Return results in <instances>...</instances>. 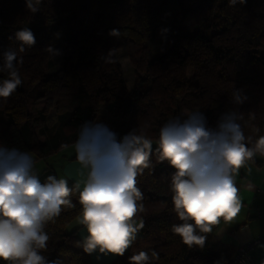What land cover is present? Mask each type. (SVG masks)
I'll use <instances>...</instances> for the list:
<instances>
[{"label":"trees","instance_id":"1","mask_svg":"<svg viewBox=\"0 0 264 264\" xmlns=\"http://www.w3.org/2000/svg\"><path fill=\"white\" fill-rule=\"evenodd\" d=\"M12 1H0V37L17 50L15 33L27 27L36 44L18 53L23 57L22 85L6 102L0 100V145L45 158L62 145L75 143L85 122H95L96 104L106 108L118 141L145 124L155 141L160 126L183 118L180 98L187 93L200 103L209 127H216L222 113L236 110L244 115L241 123L264 135V0L234 6L229 0H41L36 13L29 12L22 0L21 9L11 16L5 9ZM165 18L173 19L174 32L165 27ZM188 23L206 27L191 33L185 27ZM113 29L118 36L110 35ZM124 39L130 41L135 73L130 90L114 54ZM70 40L78 43L79 51L63 54L57 63L46 48L56 49ZM148 42L159 43L154 57ZM6 51L0 43V66ZM4 78L6 73L0 72V80ZM36 85L46 96L59 86L68 90L54 101L57 122L43 142L29 111V93ZM233 88L247 97L243 104L231 102ZM263 163L264 157L257 155L254 164ZM174 171L153 155L152 167L137 177L144 194L146 210L140 216L145 226L130 249L109 264H128V257L139 250L157 251L154 264H230L237 246L222 241L213 230L203 248H189L171 232L172 224L181 223L169 187ZM70 199L75 207L64 208L45 226L50 240L42 254L62 264H93L91 255L78 246L79 227L70 229L81 208L78 192Z\"/></svg>","mask_w":264,"mask_h":264},{"label":"clouds","instance_id":"2","mask_svg":"<svg viewBox=\"0 0 264 264\" xmlns=\"http://www.w3.org/2000/svg\"><path fill=\"white\" fill-rule=\"evenodd\" d=\"M245 0H229V6ZM41 0H25L31 13L39 11ZM118 36L117 29L110 32ZM11 39V37H10ZM18 49L3 54L0 72V100L7 99L23 81L19 65L26 49L36 44L31 29L15 33ZM50 55L59 54L51 46ZM113 50L109 51L110 57ZM247 100L242 90L233 88L231 102L241 105ZM236 110L222 113L215 128L209 127L206 116L192 111L185 118L169 119L159 127L156 147L148 135V125L137 127L119 141L117 133L98 122L80 126L72 146L76 160L87 168L82 190L80 184L68 186L64 178L47 175L41 183L36 173V160L27 151L0 145V260L7 264H62L48 260L49 234L45 226L61 215L64 208H74L70 197L78 192L81 206L77 222L87 236L78 242L84 252L123 256L145 226L144 194L137 186V177L152 167V157L167 161L175 169L171 174L170 191L173 211L181 223L172 224L171 232L191 248L204 247L207 234L223 221L230 224L241 209L236 176L239 170L257 155L264 157V135H246ZM67 148L68 145H62ZM159 260L155 250H139L128 257V264H154Z\"/></svg>","mask_w":264,"mask_h":264},{"label":"crops","instance_id":"3","mask_svg":"<svg viewBox=\"0 0 264 264\" xmlns=\"http://www.w3.org/2000/svg\"><path fill=\"white\" fill-rule=\"evenodd\" d=\"M36 88L38 89L37 100H45L46 95L42 94L39 85L34 86L30 93ZM131 88L132 87H128L129 90ZM50 99L52 104L51 108L47 111L36 109L39 112L35 114L34 118L36 121L34 128L38 135V139L41 142L45 141L47 138L49 139V136L51 135L50 131L54 128L57 122V111L54 107L56 97H51ZM41 115L45 116L44 120H41ZM98 117L99 116L97 115L95 122ZM67 145V148L60 147L49 153L45 158L40 159H48L50 156L59 155L65 150L73 148L72 146L74 143ZM31 155L36 158L34 154ZM75 155V153L60 155L58 163L62 168L61 175L68 181V186L79 183L80 190H82L87 180L89 170L81 165L76 158L71 159V157ZM50 167L52 169L54 168L53 165ZM53 173L59 178V175L55 170H53ZM236 183L242 204L241 209L236 218L230 224H225L221 221L219 225L213 227V231L222 241L229 242L234 246H239L264 233V163L262 165H256L249 161L245 167L239 170V174L236 176ZM257 207L261 208L263 217L257 216ZM75 220H77V218ZM75 226L79 227L78 235L83 240V238L87 236L86 229L79 224H76ZM90 255L93 264H109L116 258V255L101 254L98 251ZM254 256L258 261H264V245L259 246L254 251Z\"/></svg>","mask_w":264,"mask_h":264},{"label":"rangeland","instance_id":"4","mask_svg":"<svg viewBox=\"0 0 264 264\" xmlns=\"http://www.w3.org/2000/svg\"><path fill=\"white\" fill-rule=\"evenodd\" d=\"M248 2H249V0H246L247 4H248ZM22 4H23L22 0H13L10 3L9 7L6 8L5 10L7 13H10V15L13 16L16 12H18L21 9ZM164 24H165V27L167 28V30L169 32H171V33L174 32L173 19L165 18ZM185 27L189 32L194 33L198 29H203L206 26L203 25L201 27H198V26H194L193 24L188 23L185 25ZM0 43H1L4 50L13 49L12 46L10 45L9 40L6 38L0 37ZM129 45H130V41L128 39H124L122 41L121 45L115 50L114 54L117 55V59L123 68L124 78H125L127 87H133L134 81H135V73H134V69H133V67L130 63V59H129ZM147 45L149 46L150 50L152 51L151 52L152 57L156 56L158 53V49H159V43L158 42H148ZM53 50L54 51L58 50V52H59V54H57V55H52V57L58 63L60 60V56H62L63 54H65V53H69V54L77 53L79 51V45L76 41L70 40V41H67L66 43H64L61 47L53 49ZM67 91L68 90L66 88L59 86L58 89L53 94H51L49 96H45V100L44 99H38L37 100L38 89L36 88V89L32 90V92L29 93V107H30L29 109H30L31 113L33 114V117L35 118V114L37 112H39L36 109H43L44 111H47L49 108H51V105H52L51 99H50L51 97L55 98L59 95H64L67 93ZM180 101H181V106H182L183 118H185L187 113L192 112V111L200 110L202 112V108L200 106V103L198 101L192 99L190 93H187L185 96L181 97ZM96 107H97V115L99 116L96 122L106 125L111 131H113L114 127H113V124H112L110 117L108 116L106 108L103 107L102 105H99V104H96ZM43 110H41V111H43ZM242 125L244 126V131H245L246 135H252L253 137H255L257 135V133H255V131L251 127H249V125L247 123L245 124V122H242ZM155 147H156V144L154 141L153 148H155ZM74 153H75L74 148H69L59 155L50 156L48 159H36V158H34L36 160L34 170L39 175V179H43L47 175L54 174L53 170H55V172H57V174L59 175V178H63V176L61 175L62 168H61L60 164L58 163V159H59L60 155H63V154L69 155V154H74ZM52 165L54 166L53 169L50 167ZM44 169H46V170H44ZM76 224H78L77 220H75L70 225V229L73 228ZM141 235H142V232L140 230L137 238H139ZM64 262H65V260H63V263Z\"/></svg>","mask_w":264,"mask_h":264},{"label":"built area","instance_id":"5","mask_svg":"<svg viewBox=\"0 0 264 264\" xmlns=\"http://www.w3.org/2000/svg\"><path fill=\"white\" fill-rule=\"evenodd\" d=\"M256 211L258 217H263L261 208L257 207ZM261 245H264V233L237 246L235 254L230 259V264H264V261H258L254 256V251Z\"/></svg>","mask_w":264,"mask_h":264}]
</instances>
